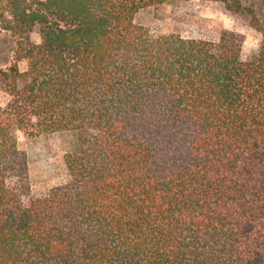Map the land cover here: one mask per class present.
I'll return each mask as SVG.
<instances>
[{"label": "trees", "instance_id": "1", "mask_svg": "<svg viewBox=\"0 0 264 264\" xmlns=\"http://www.w3.org/2000/svg\"><path fill=\"white\" fill-rule=\"evenodd\" d=\"M166 1L0 0V264H264V20L226 4L262 37L243 61L135 23ZM54 133L66 178L33 196L17 135Z\"/></svg>", "mask_w": 264, "mask_h": 264}, {"label": "rangeland", "instance_id": "2", "mask_svg": "<svg viewBox=\"0 0 264 264\" xmlns=\"http://www.w3.org/2000/svg\"><path fill=\"white\" fill-rule=\"evenodd\" d=\"M167 0L140 10L135 23L153 36L179 34L185 38L218 39L226 30L242 36L240 56L250 60L258 51L261 35L250 26L245 15L233 12L237 3L251 9L264 20V0ZM227 4V5H226ZM36 40L35 37H33ZM15 39L0 28V69H7L14 60ZM22 67V65H21ZM8 100L0 90V107ZM72 133L17 135V145L27 158L31 194L38 196L59 185L66 178L65 156L75 149Z\"/></svg>", "mask_w": 264, "mask_h": 264}]
</instances>
